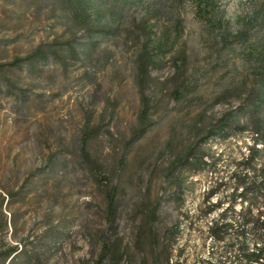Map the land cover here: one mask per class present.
I'll use <instances>...</instances> for the list:
<instances>
[{
  "label": "rangeland",
  "instance_id": "rangeland-1",
  "mask_svg": "<svg viewBox=\"0 0 264 264\" xmlns=\"http://www.w3.org/2000/svg\"><path fill=\"white\" fill-rule=\"evenodd\" d=\"M263 2L130 0L114 31L101 34L80 30L66 0H0V64L55 41L79 49L76 57L64 46L49 62L0 69V252L18 247L13 264H97L108 239L123 255L120 264H154L152 253L162 264H251L246 250L264 245L257 134L264 103L242 119L244 131L202 145L204 166L187 177L181 204L163 171L250 89L264 91V23L256 18ZM159 45L146 94L154 125L128 149L139 127V59ZM87 117L100 126L91 152L118 188L115 231H108L105 193L79 155ZM160 198L159 240L152 245L146 234L138 245L142 207ZM215 224L223 225L222 239L212 235ZM175 226L179 232L166 240Z\"/></svg>",
  "mask_w": 264,
  "mask_h": 264
},
{
  "label": "trees",
  "instance_id": "trees-1",
  "mask_svg": "<svg viewBox=\"0 0 264 264\" xmlns=\"http://www.w3.org/2000/svg\"><path fill=\"white\" fill-rule=\"evenodd\" d=\"M214 0H196V5L209 6ZM66 8L70 12L74 22L79 26L80 30L85 29L87 32H98L101 34H108L114 31V25L117 20L121 18L127 6L130 5V0H66ZM106 6V7H105ZM108 11L111 21H105L106 10ZM257 23H264V2L261 4L257 11ZM147 30V25L144 26ZM93 38V36L91 37ZM68 47L75 57L79 53L78 46L74 45L72 41L65 43H59L57 41L50 43L49 45H39L30 54L25 57H15L8 63L0 64V69L6 67L21 68L24 64H40L50 61L52 56L60 57V49ZM157 50L152 48H146L139 59V72L138 79L142 88L141 109L138 115L139 127L132 132L131 139L128 141V149L139 142L147 133L150 127L154 125L150 118V111L152 110L151 99L147 94V91L151 89L154 83V78L151 75V70L159 68V60L156 59L155 52L162 49V46H157ZM264 53V50H263ZM260 60L263 64V68L260 72V78L264 81V55L260 56ZM146 92V93H145ZM175 97H180L179 93H175ZM264 103V91H258L256 89H250L245 94L239 106L236 109H231L224 113L218 120L213 122L208 128L197 136L183 153L174 157L163 171V182L167 184L170 190H175L173 195L179 199L181 204L184 192V185L186 179L190 174L198 172L204 166V154H202V145L211 138L217 136H223L232 131V129H239L244 131L247 125L242 123V119L247 118L249 110H259ZM100 134V126L92 125L90 117L86 118L85 126L82 130L80 142H79V155L82 163L87 166L92 174L96 184L105 193L106 200V222L108 224V231H115L117 220L119 217L118 207V188L112 184L110 178H106L102 172V166L98 165L96 158L93 156L90 143L92 140L98 138ZM258 136L262 139H258L264 144V130L261 127L257 130ZM128 153V152H127ZM258 150L254 147L250 153V156L246 160L247 165H251V162L255 159ZM104 176V177H103ZM262 191L264 192V183H262ZM248 188L245 187L244 191L240 193L241 198H246ZM213 192L211 193V195ZM220 204H215L211 207V210L218 207ZM162 207V199H158L152 204L143 205V220L137 226L136 237L137 244L143 245L145 242L146 234L150 243L155 244L159 240V236L155 233L156 224L160 222V210ZM223 225L215 224L212 227V235L215 239H222ZM179 232V227L175 226L172 229H168L166 233H171L174 237ZM221 233V234H220ZM247 261L251 264H264V245L259 244L257 249L249 253L247 251ZM22 251L18 250V247H10L0 252V260L3 264H13L14 261L20 258ZM122 253L119 251L118 245L111 240L104 239L101 246V251L97 259V264H102L106 261H110L111 264H120L122 259ZM153 263L162 264L158 261L156 254L152 253ZM169 263V259L165 260ZM143 264H147L146 260H143Z\"/></svg>",
  "mask_w": 264,
  "mask_h": 264
}]
</instances>
